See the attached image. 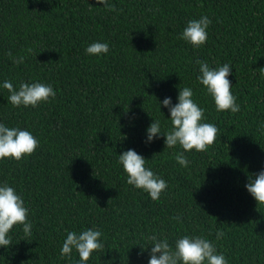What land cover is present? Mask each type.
Listing matches in <instances>:
<instances>
[{
    "label": "trees",
    "instance_id": "1",
    "mask_svg": "<svg viewBox=\"0 0 264 264\" xmlns=\"http://www.w3.org/2000/svg\"><path fill=\"white\" fill-rule=\"evenodd\" d=\"M108 2L111 8L97 0H0V80H40L56 91L36 107H13L0 88V120L39 139L30 155L0 159V180L21 193L32 222L30 236L14 226L0 264H73L75 251L71 259L59 253L65 230L91 226L102 230L105 247L88 264H147L140 244L153 231L174 244L186 233L215 239L217 228L229 264H264V203L244 187L264 166V0ZM201 14L212 23L206 42L193 48L178 33ZM94 40L107 41L108 53L86 54ZM9 50L24 62L14 65ZM197 58L232 65L238 112H217L196 80ZM184 86L218 128L205 151L185 153L187 167L174 159L179 145L165 147L163 135L144 142L150 115L170 127L155 96L175 103ZM127 148L167 180L159 200L126 183L117 156ZM177 214L182 222L171 219Z\"/></svg>",
    "mask_w": 264,
    "mask_h": 264
},
{
    "label": "clouds",
    "instance_id": "2",
    "mask_svg": "<svg viewBox=\"0 0 264 264\" xmlns=\"http://www.w3.org/2000/svg\"><path fill=\"white\" fill-rule=\"evenodd\" d=\"M97 3L105 8H111L108 0H97ZM211 23L212 20L206 14L190 18L178 33V37L193 48H199L206 42ZM109 47L105 40H94L84 51L86 54L99 57L107 54ZM27 52L31 53L32 49L28 48ZM6 55L14 65L25 60L24 55L13 56L11 50L7 51ZM195 63L198 65L196 80L211 97L217 112L225 110L238 112L240 105L231 91L232 84L228 78L232 72V65L225 61L212 66L207 60L199 58ZM0 88L7 89L9 93L7 101L13 107H36L42 102H48L49 98L56 97L53 85L40 80H21L18 86H14L12 80L6 78L0 80ZM155 98L160 113L163 114L161 105L168 109V116L164 117L166 122H170V127L164 128L161 120L146 110L152 120L145 128L144 142L149 144L163 135L165 147L174 148L179 145V149L174 153V159L180 166L187 167L191 161L187 159L185 153L190 150L205 151L216 140L218 128L215 123L206 119L205 108L194 99V90L191 86L178 88L175 103L172 102L171 96H164L162 100L156 96ZM259 126L264 130V121H261ZM38 145L39 139L28 128L10 126L0 120V159L20 160L33 153ZM117 161L126 174L127 184L143 190L152 200L160 199L168 182L147 165V159L142 154L133 148H127L118 154ZM244 187L257 203H264V166L248 176ZM29 211L21 193L7 180H0V246L12 243L11 230L16 225L21 226L25 236L32 234ZM171 219L182 222L179 214ZM65 232L59 253L61 257L71 259V254L75 251L78 259L74 260L73 264H88L89 257L94 251L105 247L103 232L98 226L84 227L80 230L66 229ZM223 235L224 232L220 228L215 230V239H209L202 234L186 233L176 237L174 244H171L167 235L153 231L146 237L148 242L140 244V248L141 253L147 248V264H229L225 253L217 247V241ZM149 244L150 248L147 247Z\"/></svg>",
    "mask_w": 264,
    "mask_h": 264
}]
</instances>
